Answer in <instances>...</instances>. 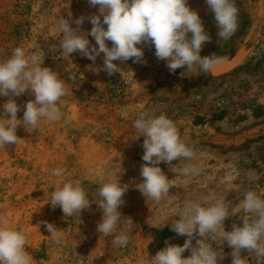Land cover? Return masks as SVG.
<instances>
[{"label": "rangeland", "instance_id": "rangeland-1", "mask_svg": "<svg viewBox=\"0 0 264 264\" xmlns=\"http://www.w3.org/2000/svg\"><path fill=\"white\" fill-rule=\"evenodd\" d=\"M188 3L211 37L200 55L232 60L225 72H171L155 56L154 46H144L141 63L114 61L120 72H97L104 54L95 63L78 52L66 55L59 47L57 20L63 16L71 27L90 32L89 17L98 14L99 6H90L88 0H0V61L15 47H24L44 59L42 67L57 72L67 88L59 104L60 120H43L33 133L18 127L20 142L0 148V223L7 221L26 234V251L34 264H148L166 242L185 243L187 237L172 229L165 238H156L155 230L171 228L187 202L207 206L212 201L206 197H224L235 213L224 221V229L231 231L233 224L243 226L239 203L246 192L264 198V0H235L238 28L227 41L219 39L205 0ZM81 17L83 24L77 26L75 20ZM88 39L95 45L94 38ZM7 99L0 97V114ZM32 99L30 91L15 97L21 106L18 118ZM141 112L165 114L195 152L192 160L160 163L172 185L160 202L146 200L137 187L145 163L144 137L133 123ZM186 166L198 171L183 174ZM57 167L65 170L61 177L52 175ZM112 178L128 190L119 226L104 236L97 232L103 212L95 202L100 200L99 185ZM68 181L79 182L93 201L79 219L64 217L59 206L49 203L52 192ZM43 222L63 230L60 243L52 240ZM124 230L130 236L127 246L113 244ZM208 242L223 251L219 264H232L226 241L221 243L217 235ZM241 256L246 264H264L247 250Z\"/></svg>", "mask_w": 264, "mask_h": 264}, {"label": "clouds", "instance_id": "clouds-1", "mask_svg": "<svg viewBox=\"0 0 264 264\" xmlns=\"http://www.w3.org/2000/svg\"><path fill=\"white\" fill-rule=\"evenodd\" d=\"M205 2L214 13L219 39L229 40L238 28L239 10L235 0ZM88 3L92 7L99 6L98 14L89 17L90 32L71 27L70 19L61 16L57 20L59 47L68 56L78 52L93 63L103 53V65L96 69L97 72L104 70L109 75L120 72L121 68L114 61L123 63L132 59L134 63L143 62L144 46H154L155 56L165 61L171 72L180 68L191 73L197 70L207 72L219 63L215 54L200 55L203 45L210 42L211 37L188 0H88ZM83 21L81 17L75 20V24L80 26ZM89 36L94 38L95 45H90ZM106 41L112 46L109 47ZM43 62L40 56L29 54L21 46L15 47L10 57L0 61V97H8L0 114V148L20 142L18 127L33 133L41 121L61 119L59 104L67 95V88L57 72L42 67ZM26 91H30L34 99L23 105V116L18 118L21 106L15 97ZM133 127L144 137L142 160L145 163L140 169L142 182L137 187L146 200L160 202L169 195L172 187L160 163L172 165L173 161L192 160L195 152L181 138L174 121L163 113L155 116L141 112ZM64 171L57 167L52 175L61 177ZM181 171L188 174L196 173L198 169L186 166ZM127 190L126 184L116 178L99 185L100 200L95 203L103 215L97 224L98 233L110 236L116 231L122 216L119 209L124 204L123 196ZM205 200L212 202L207 206L197 201L187 202L179 219L171 224L177 235L187 237L183 246L166 242L163 249L151 256L148 264H219L225 258L224 253L208 242L217 235L221 243L226 241L232 249V264H246V258L241 256L242 250L255 255L258 261H264V198L253 190L247 191L239 203L245 214L241 217L243 226L233 224L231 231L224 229V221L235 213L227 207L225 198L211 196ZM49 203L52 207L59 206L64 217L79 219L81 212L90 208L93 201L79 182L68 181L52 192ZM43 223L52 240L60 243L63 230L52 223ZM129 240L128 230H124L114 237L113 244L124 247ZM27 245L22 230L12 228L7 221L0 223V264H34L32 255L26 251ZM187 250L190 255L185 257L183 254Z\"/></svg>", "mask_w": 264, "mask_h": 264}, {"label": "water", "instance_id": "water-1", "mask_svg": "<svg viewBox=\"0 0 264 264\" xmlns=\"http://www.w3.org/2000/svg\"><path fill=\"white\" fill-rule=\"evenodd\" d=\"M219 63H216L209 72L211 74H216L218 72H225L228 70L232 65V60H225V59H218Z\"/></svg>", "mask_w": 264, "mask_h": 264}, {"label": "trees", "instance_id": "trees-1", "mask_svg": "<svg viewBox=\"0 0 264 264\" xmlns=\"http://www.w3.org/2000/svg\"><path fill=\"white\" fill-rule=\"evenodd\" d=\"M172 234V230L169 226L161 229V230H155V236L156 238H165Z\"/></svg>", "mask_w": 264, "mask_h": 264}]
</instances>
